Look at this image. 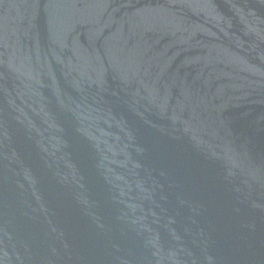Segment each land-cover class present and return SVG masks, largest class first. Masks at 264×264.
<instances>
[{
  "label": "water",
  "instance_id": "water-1",
  "mask_svg": "<svg viewBox=\"0 0 264 264\" xmlns=\"http://www.w3.org/2000/svg\"><path fill=\"white\" fill-rule=\"evenodd\" d=\"M0 264H264V0H0Z\"/></svg>",
  "mask_w": 264,
  "mask_h": 264
}]
</instances>
